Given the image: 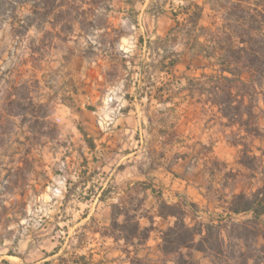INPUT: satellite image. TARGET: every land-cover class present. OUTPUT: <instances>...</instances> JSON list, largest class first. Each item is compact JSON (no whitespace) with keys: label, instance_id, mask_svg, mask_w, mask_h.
<instances>
[{"label":"rangeland","instance_id":"374dc122","mask_svg":"<svg viewBox=\"0 0 264 264\" xmlns=\"http://www.w3.org/2000/svg\"><path fill=\"white\" fill-rule=\"evenodd\" d=\"M205 1L56 0L64 5L53 9V0H1L0 264H130L135 256L158 264H264V219L241 231V240L223 230L220 253L160 249L161 232L175 222L158 216L160 203L178 204L189 227L244 222L251 215L227 212L231 197L264 185V143L242 139L238 125L227 126L204 96L198 102L184 89L187 78L210 73L179 33L188 4L204 6L199 26L212 22ZM254 80L256 115L264 81ZM132 89L136 131L118 132L123 108L115 98ZM163 156L169 169L179 160L169 185L149 175L151 159ZM129 171L133 185L123 178ZM119 201L139 205L140 226L152 227L136 254L127 247L129 257L123 241L103 236Z\"/></svg>","mask_w":264,"mask_h":264},{"label":"trees","instance_id":"16d2710c","mask_svg":"<svg viewBox=\"0 0 264 264\" xmlns=\"http://www.w3.org/2000/svg\"><path fill=\"white\" fill-rule=\"evenodd\" d=\"M55 1L53 0L51 8L63 7V3L55 4ZM90 1L92 4L94 0ZM204 4L210 7L212 22L208 26H199L204 6L188 4L182 7L180 13L185 18L179 23V33L189 47L191 58L207 62L199 69L210 70V73H202L198 78H187L184 89L191 98L197 97L198 102L204 96L203 102L215 106L227 120V126L238 125L245 133L242 139L253 137L264 143V124L260 126L258 122L260 118L264 122V109L255 115L249 94L250 88L256 85L255 78L264 81V0H255L253 3L249 0H206ZM42 5L47 7V4ZM2 6L3 2L0 0V8ZM244 74L249 75V81L242 79ZM246 97H249L248 104H245ZM89 146L93 148L92 144ZM262 154L264 155V150ZM104 194L105 192L100 196V201ZM111 209V223L103 236L111 237L114 242L123 241L128 257L131 253L127 250L128 246L134 247L132 252L136 254L137 246L145 243L152 227L140 226V219L144 216L139 214V205L132 206L119 201ZM226 210L231 215H251V219L244 222H233L229 219L225 223L219 220L217 224L189 227L184 223V213L178 204L160 203L158 216L163 219L175 218L173 225L161 232L162 253L168 255L182 248L192 247L204 255H210L214 249L220 253L223 246L221 233L227 228L230 235L236 233V239L241 240V231L248 226H257L264 219V185L250 195H233ZM120 216L124 219L118 223ZM197 236L199 238L195 242ZM129 259L130 264H158L136 256ZM80 260L84 261V257H80ZM74 263L80 264L77 261Z\"/></svg>","mask_w":264,"mask_h":264},{"label":"crops","instance_id":"0c3cea01","mask_svg":"<svg viewBox=\"0 0 264 264\" xmlns=\"http://www.w3.org/2000/svg\"><path fill=\"white\" fill-rule=\"evenodd\" d=\"M133 91H134L133 89L131 91L128 90L127 92L123 93L120 97L115 98V101H117L119 103L120 107L123 108V115H122V117L120 119H118V121L116 123V125L122 124V127H119V129L117 130L118 132H121V131L130 132V127L134 129L132 132L136 131V124L134 122V118L132 117V114H134V110L133 109L135 107L134 106L135 105V103H134L135 99L133 98ZM90 94L92 95L91 99L94 98L93 97V95H94L93 91H91ZM114 95H115V93H114ZM103 102L105 103V99H104ZM194 104H197V103L195 102ZM205 104H208L210 106L209 103H203L204 106H205ZM132 120H133V124H131V126H130V121H132ZM125 123H127V126H128L127 129H124L125 125H126ZM103 138H104V135L101 137L100 141H102ZM164 145H166V147L169 146V144L167 145L166 143ZM129 155H127V156H125L123 158H128ZM118 157H119L118 155L115 156V157H109L108 156L107 157L108 158L107 161L117 162L118 159H119ZM103 159L105 160L104 157H103ZM120 161L121 160H119L118 165H119ZM151 162H153V164L156 162L155 163L156 165L154 164V167L150 170V174L149 175L151 177H156V178L160 179L162 182L167 181L166 184L169 185L170 182H171L170 178L173 175L174 168L179 167V160L174 162L173 169H169L170 165H169L168 162H166V160L164 162V156L161 157V158H157L155 161H154V159H151ZM109 166H112V164L110 163ZM102 170L103 171H105V170L106 171H110V168L107 169V167H103ZM135 175H136L135 172L134 173H130V171H129L123 176V178L126 179L125 182L128 185H133L135 183L134 182V180H135L134 176ZM130 181H132V182H130ZM178 182H179V180H176V182L173 181L172 184L175 185V186H179Z\"/></svg>","mask_w":264,"mask_h":264},{"label":"built area","instance_id":"2783aa9c","mask_svg":"<svg viewBox=\"0 0 264 264\" xmlns=\"http://www.w3.org/2000/svg\"><path fill=\"white\" fill-rule=\"evenodd\" d=\"M112 100H113V94H110V96H109V102H112Z\"/></svg>","mask_w":264,"mask_h":264}]
</instances>
